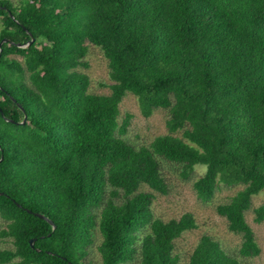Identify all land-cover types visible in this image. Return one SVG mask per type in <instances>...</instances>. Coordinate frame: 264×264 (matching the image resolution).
I'll list each match as a JSON object with an SVG mask.
<instances>
[{
  "label": "trees",
  "instance_id": "16d2710c",
  "mask_svg": "<svg viewBox=\"0 0 264 264\" xmlns=\"http://www.w3.org/2000/svg\"><path fill=\"white\" fill-rule=\"evenodd\" d=\"M0 27V238L13 246L0 264H90L96 230L101 264H180L175 241L198 224L154 217L155 193H169L160 160L184 180L204 166L206 202L243 186L216 209L237 253L203 235L187 264L260 255L246 213L264 192V0H0ZM89 44L108 60V95L79 71ZM129 93L144 117L169 113L149 146L121 138ZM254 212L263 223L264 203Z\"/></svg>",
  "mask_w": 264,
  "mask_h": 264
},
{
  "label": "rangeland",
  "instance_id": "374dc122",
  "mask_svg": "<svg viewBox=\"0 0 264 264\" xmlns=\"http://www.w3.org/2000/svg\"><path fill=\"white\" fill-rule=\"evenodd\" d=\"M15 1V0H14ZM1 29V27H0ZM87 68H79V71L88 75L90 79L89 92L99 95L111 93L112 80L109 74L108 60L102 50L94 45H88V53L85 57ZM127 115H131V123L126 135L122 136L128 143L136 146H149L153 140L161 135L168 134L167 120L169 113L166 110H156L152 116H143L138 99L133 94H128L120 104L119 124H122ZM180 136L181 133H178ZM162 174L168 185L169 193L162 195L155 193L152 210L154 217L163 221L179 219L186 213L195 217L198 228L185 232L175 241V253L180 257V264H187L191 254L203 235H210L219 241L222 247L230 253H237L241 246L242 238L228 230L225 218L217 213V206L228 203L243 186H225L220 184L211 201H203L197 196L194 182L201 177L206 168L197 166L190 179L184 180L180 174L181 166L160 160ZM143 191H151L148 187ZM264 203V192L253 197L252 207L246 213L247 222L252 227L256 240L261 248L259 256L248 258L245 261L250 264H264V222L255 221L254 210ZM0 218V230L5 226ZM101 243V235L96 230L95 242L88 248L85 261L90 264H101V256L98 246ZM10 241L0 238V249L12 248Z\"/></svg>",
  "mask_w": 264,
  "mask_h": 264
},
{
  "label": "water",
  "instance_id": "95a60500",
  "mask_svg": "<svg viewBox=\"0 0 264 264\" xmlns=\"http://www.w3.org/2000/svg\"><path fill=\"white\" fill-rule=\"evenodd\" d=\"M3 9H6V8H3ZM29 34L31 36V40L28 43H26V44H17V47H19V48H27V47L31 46L34 43L35 39L32 37L31 33H29ZM7 41H8L7 39H4V40H2L0 42V55H1V52H2V45L5 42H7ZM0 111H1V109H0ZM26 120H27V116L25 115V118H24V121L22 122V124H24L26 122ZM28 212L31 213L30 210H28ZM35 215L37 217L41 218V219H44V220L48 221L53 226L54 229L56 228L54 223L51 220H49L47 217H45L44 215L38 214V213H36ZM34 242H35V239L31 240V242H30L32 247L34 246Z\"/></svg>",
  "mask_w": 264,
  "mask_h": 264
}]
</instances>
